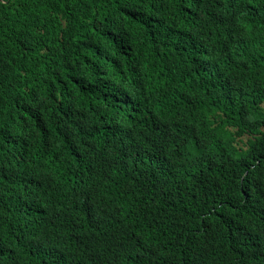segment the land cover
I'll list each match as a JSON object with an SVG mask.
<instances>
[{"label": "trees", "instance_id": "obj_1", "mask_svg": "<svg viewBox=\"0 0 264 264\" xmlns=\"http://www.w3.org/2000/svg\"><path fill=\"white\" fill-rule=\"evenodd\" d=\"M0 264H264V0H0Z\"/></svg>", "mask_w": 264, "mask_h": 264}]
</instances>
